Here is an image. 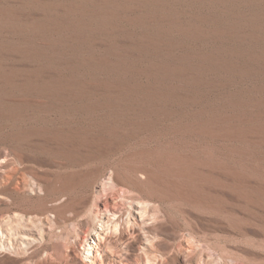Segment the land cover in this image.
Masks as SVG:
<instances>
[{
  "label": "rangeland",
  "instance_id": "1",
  "mask_svg": "<svg viewBox=\"0 0 264 264\" xmlns=\"http://www.w3.org/2000/svg\"><path fill=\"white\" fill-rule=\"evenodd\" d=\"M38 1L0 0L1 12L17 14L15 29H0V264H264V144L255 137L264 127V63L254 59L264 52V0L203 9L226 25L227 66L219 78L209 72L224 81L203 87L196 103L181 93L138 102L105 87L137 76L89 66L74 73L70 47L59 63L43 37L18 31L41 12ZM168 2L173 12L193 9ZM74 51L107 52L93 43ZM216 115L227 118L226 137L192 131Z\"/></svg>",
  "mask_w": 264,
  "mask_h": 264
},
{
  "label": "bare ground",
  "instance_id": "2",
  "mask_svg": "<svg viewBox=\"0 0 264 264\" xmlns=\"http://www.w3.org/2000/svg\"><path fill=\"white\" fill-rule=\"evenodd\" d=\"M179 1L193 6L190 13L173 12L168 0H40L41 12L36 18H28L29 25L18 27V31L43 37L45 53L52 52L53 59L57 58L59 63L66 60L64 46L70 47L71 61L67 63L71 64L69 69L74 73L89 66L109 76L134 75L142 79L128 82L114 78L105 86L110 91H130L139 96L138 102L168 100L181 93L183 99L196 103L201 99L199 92L203 87L220 86L224 81L212 82L207 77L210 71L216 76H222L226 71L227 52L221 39L226 34V25L220 19L214 20L213 16L203 14V9L224 12L227 0ZM212 5L215 8L210 7ZM16 19L15 12L0 11V29H15ZM97 30L108 35L110 42L92 40L91 33ZM122 31H128V34L121 39L116 35ZM169 36H174L175 41ZM181 40H211L216 44L211 49H184ZM85 43L101 46L107 52L97 55L75 53L74 48ZM118 43L127 46H116ZM164 50L176 51L175 56L158 60L152 57ZM254 59L264 63V52L256 54ZM4 73L9 78L14 76L7 70ZM59 73L63 76L65 71L59 70ZM226 119L223 115L212 116L195 121L191 128L202 136L224 138L227 135ZM262 132L263 135L255 134V137H260L264 144V127ZM107 208L112 209L110 205ZM116 212L112 215L116 216Z\"/></svg>",
  "mask_w": 264,
  "mask_h": 264
}]
</instances>
